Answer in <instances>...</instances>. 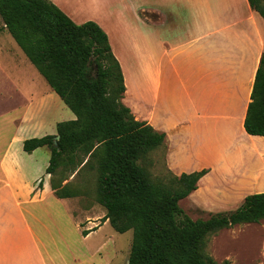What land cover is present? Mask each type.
Masks as SVG:
<instances>
[{"label":"crops","instance_id":"0c3cea01","mask_svg":"<svg viewBox=\"0 0 264 264\" xmlns=\"http://www.w3.org/2000/svg\"><path fill=\"white\" fill-rule=\"evenodd\" d=\"M54 1L62 6L61 0ZM130 4L137 13L135 23L113 22L105 4L103 14L82 16L73 7L66 12L75 23L93 20L106 32L124 78L122 102L136 120L165 133L158 151H163L166 168L177 176L208 169L185 198L195 206L205 208L212 202L231 211L245 196L264 192V135L244 129L264 53L262 16L248 0H130ZM3 27L0 77L6 82L0 90L6 106L0 110V264H48L32 222L43 214L54 215L59 199L69 203L67 210L81 232L88 230L80 225L85 220L99 219L83 236L86 240L109 221L105 214L93 216L84 207L77 215L72 198L55 196L46 173V147L24 151L25 139L54 135L58 122L75 115L23 58Z\"/></svg>","mask_w":264,"mask_h":264},{"label":"trees","instance_id":"16d2710c","mask_svg":"<svg viewBox=\"0 0 264 264\" xmlns=\"http://www.w3.org/2000/svg\"><path fill=\"white\" fill-rule=\"evenodd\" d=\"M248 3L264 19V0ZM0 17L75 115L58 122L54 135L25 139L24 151L48 149L46 173L57 198L88 197L81 182L63 181L93 172L94 198L105 209L104 219L118 233L132 230L126 264H217L205 253L209 235L264 219V192L249 194L236 209L206 219L185 213L179 201L197 188L208 169L178 176L168 170L166 181L152 177V151L164 146L165 133L136 120L122 102L126 87L121 66L98 23H75L51 0H0ZM250 98L244 129L264 135V53Z\"/></svg>","mask_w":264,"mask_h":264},{"label":"rangeland","instance_id":"374dc122","mask_svg":"<svg viewBox=\"0 0 264 264\" xmlns=\"http://www.w3.org/2000/svg\"><path fill=\"white\" fill-rule=\"evenodd\" d=\"M51 1L66 14V11H69L68 9L78 8L79 14L82 16L103 14L101 8H103L102 4H105V11H111L109 18L113 22H136L137 13L134 15L130 0H61V4L65 9L54 0ZM118 9L122 11L121 14ZM117 17L119 20L116 19ZM79 23H82L81 20ZM3 28V21L0 17V29ZM1 32L2 30H0ZM8 36L11 42L17 46L13 38L10 35ZM17 48L23 58L31 64L23 51L18 46ZM33 68L35 70L34 66ZM5 82L0 77V89L3 88ZM3 96L0 90V110L6 106ZM44 150H47V148ZM158 150L157 148L152 151L151 158L153 162L150 171L153 178L166 181L171 177V173L164 164L163 151ZM92 173V171H84L76 178L73 174L63 181L65 183L66 181L75 180L81 182L87 188L88 197H74L71 199L73 212L77 215L80 214V208L83 207L90 209L93 216L105 214V209L94 198V176ZM207 203L204 208L191 204L187 198L179 201L180 207L192 219H206L213 213L226 211L220 210V206L212 202ZM68 205V202L59 199L55 205L54 215L47 216L43 214L40 221L32 222L36 234L40 233V236H38L48 264H108V259L111 260L112 264H126L132 240V230L118 233L108 223L102 227L97 235L86 240L76 218H73L67 210ZM97 220L99 219L89 218V220H85V224L82 223L81 227L93 230L96 228L94 222H97ZM98 247L104 252L101 254L100 250L95 252ZM205 253L211 256L217 264H223L225 260H228L229 264H264V221L262 223L238 224L230 228L220 229L208 236Z\"/></svg>","mask_w":264,"mask_h":264},{"label":"water","instance_id":"95a60500","mask_svg":"<svg viewBox=\"0 0 264 264\" xmlns=\"http://www.w3.org/2000/svg\"><path fill=\"white\" fill-rule=\"evenodd\" d=\"M58 138H59V136L56 135V136H55V141H54V144H55V145L57 144V140H58Z\"/></svg>","mask_w":264,"mask_h":264}]
</instances>
